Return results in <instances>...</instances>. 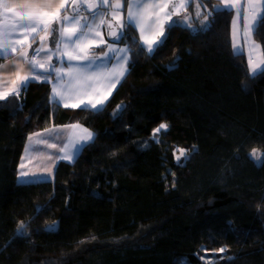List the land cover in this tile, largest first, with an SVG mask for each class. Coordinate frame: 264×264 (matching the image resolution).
I'll use <instances>...</instances> for the list:
<instances>
[{
  "label": "trees",
  "instance_id": "obj_1",
  "mask_svg": "<svg viewBox=\"0 0 264 264\" xmlns=\"http://www.w3.org/2000/svg\"><path fill=\"white\" fill-rule=\"evenodd\" d=\"M201 4L196 29H167L154 54L122 43L130 71L98 113L50 104L42 81L0 99V264H264V166L249 156L264 154V75L234 53L233 11ZM253 35L264 56V24ZM69 123L94 142L19 183L29 135Z\"/></svg>",
  "mask_w": 264,
  "mask_h": 264
},
{
  "label": "snow or ice",
  "instance_id": "obj_2",
  "mask_svg": "<svg viewBox=\"0 0 264 264\" xmlns=\"http://www.w3.org/2000/svg\"><path fill=\"white\" fill-rule=\"evenodd\" d=\"M190 2H193V0H190ZM125 5L127 6V19L119 21L117 20V13L121 12L125 8ZM19 7L27 13L29 9L33 8H51L52 4L49 0H43L39 5L24 3L19 5ZM167 7V4H161L158 0L157 2H150V0H112V2H110V0H96L95 3H89L88 0H80L79 3L77 0H71L70 10L73 14L71 16L65 15L63 17H54L53 22L57 24L55 29H50V23L38 13H28L23 15L17 13L16 15L18 19L16 23L0 25V59H4L16 52L17 45L15 43V38L20 34L21 30L32 29L33 39H36L39 35V33L35 31L36 29H40L41 31H55L57 33V39L54 41L55 48H46L45 45L47 41L44 38H41L40 47L33 50L34 56L44 53L48 60L47 66L35 59H28V55L24 51L19 53L18 59L24 60L28 64L29 70L32 73V75L24 76L22 78L20 87H22L24 91H27L30 84L39 81L40 76H43L44 80L42 82L51 85L50 104L55 103L63 107L72 108L81 107L82 104V111H93L98 113L105 107L103 101L98 100L96 103H92L91 101L84 103L82 101L81 104H68L65 103V101L75 98L81 88L92 87L93 81L89 76V69L95 68L98 70L105 65V63L111 64L114 60L118 62L120 70L118 72L114 71L111 79L119 82L126 73L130 71L127 64L129 61L128 53L131 51V48H114L112 47V44H107L105 42V46L108 50L102 57H89L84 54L85 42L90 37L99 38L95 30L99 28L100 25H104L108 30L109 37L112 38L113 44L127 43V41L131 39L133 44L140 47L141 51H147L154 54L167 41L168 37L163 32L165 24L167 25L169 32L176 26L182 24L191 27V25L187 23V17L184 21L172 18L174 13L178 15L179 9L182 8L183 5H174L172 11L165 12L161 15L160 10ZM257 7L264 9V3L257 5L253 0H246V7L243 9L239 4H237L235 8L232 4L224 6L214 5L212 11L209 12V16L220 12L230 13L235 10L236 20L239 21L240 17L243 15L247 22L249 17L246 13L248 11L255 12ZM60 8L65 12L69 11V8H66L64 3L60 4ZM105 8L110 10V15L113 20H117L116 23L104 20L106 13L103 9ZM11 11H13L12 5H4L5 13ZM82 11L88 12V16H81L80 13ZM197 15H199V12H197ZM252 19L253 23L245 24V41H250V29L259 31L261 25L264 24V14H257L252 17ZM70 25H76L78 27H68ZM202 27L204 29L209 27L207 18H205ZM157 28L161 30L160 37L155 40L148 39V35L156 31ZM137 30H139V36H132L131 33ZM233 35L234 37L236 35L235 27ZM96 46L98 47L99 45ZM258 47L259 45L252 44V48L255 49ZM69 49H71V51ZM74 52L77 53V55H73ZM234 53L243 54L239 44L234 46ZM53 56L56 57L58 64L63 65L67 63L68 70L65 71L63 67H57L55 64L51 63ZM74 61L76 63H74ZM80 61H83V63H80ZM249 64L251 65V61H249ZM13 67H18L15 61L13 62ZM0 70H4V66H0ZM250 75L252 78H255L256 75H264V65L252 66ZM53 76H55V80L52 79ZM11 95L18 96L19 90H13ZM0 99H4V96H0ZM123 108V105L117 106L118 111H122ZM113 115H117V112H114ZM67 127L70 129L68 143L72 145V155L69 156L64 149H61V151H64V158L74 159L83 153V150L90 142H94L95 133L90 132L87 129H82L84 135L76 142H73L71 136H75V130L81 128V126L73 124ZM166 129V124H161L155 129L153 141L157 142L155 133L162 132ZM48 131L55 132L57 130L49 129ZM51 147H55V145H52ZM181 156L184 157V160L190 158V154L185 155L183 151H181ZM249 156L254 162L264 166V154H262V158H258L255 152H250ZM176 159L178 163H183L179 157ZM17 179L19 183L24 184L41 179V177L21 173ZM42 207L43 206H37V211H40ZM56 227L55 224L48 225L46 230L54 231ZM26 234L27 225L21 222L17 228V235L23 237ZM221 251H223V249H221Z\"/></svg>",
  "mask_w": 264,
  "mask_h": 264
},
{
  "label": "crops",
  "instance_id": "obj_3",
  "mask_svg": "<svg viewBox=\"0 0 264 264\" xmlns=\"http://www.w3.org/2000/svg\"><path fill=\"white\" fill-rule=\"evenodd\" d=\"M43 0H0V25L4 24H14L17 22V13L20 14H28V13H38L39 15L43 16L49 23L50 29H55L57 24L53 22V18L56 16L63 17L65 15L71 16L72 13L70 12V5L71 0H49L52 4L51 8H33L29 9L27 13H25L19 5L24 3L30 4H41ZM112 2V0H110ZM150 2H157V0H150ZM161 4H167L168 7L161 9L160 14L163 15L165 12L172 11L174 5H183L182 8L179 9V13L173 14V19H180L184 21L187 17V23H190L191 18L193 17L192 14H201L202 12V4L201 0H158ZM64 3L66 8H69V11L65 12L60 8V4ZM4 5H12L13 11L5 13L4 12ZM103 11L106 13L104 16V20L109 21L110 19L113 20L112 16L110 15V10L105 8ZM119 17V19H118ZM127 19V6L117 13V20L123 21ZM117 20H114L117 22ZM68 27H78L76 25H70ZM36 32L39 35L36 39H33L32 29H23L20 31V34L15 38V43L17 45L16 52L12 55L5 57V60L0 64V66H4V70H0V96H4V98L11 95L13 90H20L21 80L24 76H30L32 73L29 70L28 64L21 59H18V55L21 51H24L28 55V59H35L40 63L45 64L47 66L48 60L45 57L44 53H41L38 56L33 55V50L40 47V40L44 38L47 43L45 45L46 48H55L54 41L57 39V33L51 30H44L41 31L40 29H36ZM97 36L99 38L94 37L93 39H88L84 45V54L91 56H99L102 57L104 53L108 50L105 46V42L107 44H112L114 48H126L125 45L122 43L120 44H113L112 38L108 35V30L106 26L100 25L99 28L96 30ZM160 29L157 28L156 31L148 35V39L155 40L156 38L160 37ZM139 36V30H137ZM163 32L166 35L167 32V25H164ZM96 45H99L98 47ZM71 51V49H69ZM73 55H77V53H73ZM119 55V54H118ZM129 56V53H128ZM15 61L18 67H13V62ZM51 63L55 64L57 67H63L65 71L68 70L67 63L61 65L58 64L56 61V57L53 56L51 59ZM74 63H76L74 61ZM83 63V61H80ZM120 70V66L118 65L117 61H113L111 64L105 63L100 69H89V76L91 77L93 83L92 87L90 88H81L79 93L76 95L75 98L71 100L65 101L68 104H81L83 101L87 103L91 101L92 103H96V101L100 100L103 101L104 104L109 100L117 86L123 80V77L119 82L111 79V76L114 71L118 72ZM55 80V76L52 77ZM44 77L40 76L39 81H43ZM83 105L81 104V107ZM77 107V108H81ZM72 108V107H69ZM78 124L81 128L76 129V135L71 136L73 142H76L81 136L84 135L82 129H87L90 132H93L86 126L80 123H69L65 125L59 126H51L47 129L40 130L33 132L29 135L25 149L23 152V156L19 166V174L25 173L28 175H34L37 177H41L40 180H51L54 177V172L56 169V165L60 161H72L73 159L64 158V151L67 152L69 156L72 155V145L68 143L70 137V129L67 126ZM49 129H56L55 132L48 131ZM94 133V132H93ZM55 145V147H51ZM64 149V151H61ZM75 159V158H74ZM39 162H43L45 164H50V172L47 174L42 173V167H39ZM34 169V171H32ZM52 173V175H51ZM44 178V179H43ZM39 181V179L34 180Z\"/></svg>",
  "mask_w": 264,
  "mask_h": 264
},
{
  "label": "rangeland",
  "instance_id": "obj_4",
  "mask_svg": "<svg viewBox=\"0 0 264 264\" xmlns=\"http://www.w3.org/2000/svg\"><path fill=\"white\" fill-rule=\"evenodd\" d=\"M253 2L256 3L257 5H259V4L264 3V0H253ZM220 4L222 6L232 4L234 6V8L237 4H239L241 6V8L243 9L246 7V0H220ZM263 10L264 9L257 7L255 12L248 11L246 13L249 17L247 22L245 21L243 15L240 17L239 21H237L236 20V11L233 10V18H232L233 49H234L235 45L239 44V46L242 49V52H245V54L248 58V61H251V65L249 64L250 69L252 66L264 65V56H263L262 46L260 45L259 42H257L254 39V35H253L254 30H251V29L249 30L250 41H245V39H244L245 24L246 23H248V24L253 23L252 17L256 16L257 14H263ZM195 15H197V14H195ZM118 19H119V17H118ZM188 24H190V23H188ZM191 26L194 29H196L194 25L191 24ZM234 27L236 30L235 37L233 35ZM93 38L94 37H90L89 39H93ZM253 43L256 45H259V47L255 48V49L252 48ZM38 165H40L39 167L44 166V167H42V171H41L42 173L47 174L50 172V164H45L43 162H39ZM32 171H34V169H32ZM51 175H52V173H51Z\"/></svg>",
  "mask_w": 264,
  "mask_h": 264
},
{
  "label": "water",
  "instance_id": "obj_5",
  "mask_svg": "<svg viewBox=\"0 0 264 264\" xmlns=\"http://www.w3.org/2000/svg\"><path fill=\"white\" fill-rule=\"evenodd\" d=\"M77 2L79 3L80 2V0H77ZM88 2L89 3H95L96 2V0H88ZM70 12H71V10H70ZM72 13V12H71ZM73 14V13H72ZM109 21H112L113 23H116L114 20H112V19H110ZM111 38V37H110Z\"/></svg>",
  "mask_w": 264,
  "mask_h": 264
},
{
  "label": "built area",
  "instance_id": "obj_6",
  "mask_svg": "<svg viewBox=\"0 0 264 264\" xmlns=\"http://www.w3.org/2000/svg\"><path fill=\"white\" fill-rule=\"evenodd\" d=\"M80 14H81V16H88V12H86V11H82Z\"/></svg>",
  "mask_w": 264,
  "mask_h": 264
}]
</instances>
